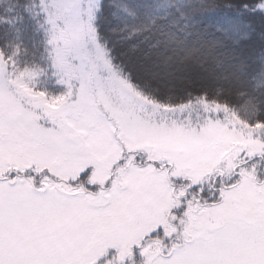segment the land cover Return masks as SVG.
Returning <instances> with one entry per match:
<instances>
[{
	"label": "snow or ice",
	"instance_id": "obj_1",
	"mask_svg": "<svg viewBox=\"0 0 264 264\" xmlns=\"http://www.w3.org/2000/svg\"><path fill=\"white\" fill-rule=\"evenodd\" d=\"M0 264H264V0H0Z\"/></svg>",
	"mask_w": 264,
	"mask_h": 264
}]
</instances>
